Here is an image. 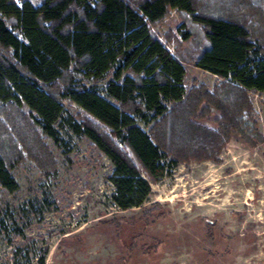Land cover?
<instances>
[{
    "label": "trees",
    "instance_id": "16d2710c",
    "mask_svg": "<svg viewBox=\"0 0 264 264\" xmlns=\"http://www.w3.org/2000/svg\"><path fill=\"white\" fill-rule=\"evenodd\" d=\"M172 9L183 15L184 40L191 36L188 21L204 27L205 43L193 56L171 53L152 29ZM189 58L222 79L212 93L187 90ZM250 90L264 91V0H0V111L17 112L0 130V186L18 187L11 173L21 157L16 145L37 158L45 153L34 126L57 140L68 99L90 118L69 122L70 129L113 166V202L139 206L150 183L188 149L210 159L231 134L253 145L262 140ZM197 107L217 110L216 129L190 120ZM32 125L34 143L26 147Z\"/></svg>",
    "mask_w": 264,
    "mask_h": 264
},
{
    "label": "rangeland",
    "instance_id": "374dc122",
    "mask_svg": "<svg viewBox=\"0 0 264 264\" xmlns=\"http://www.w3.org/2000/svg\"><path fill=\"white\" fill-rule=\"evenodd\" d=\"M182 21L172 9L152 29L171 53L193 56L205 43L204 27L188 21L191 36L184 40ZM183 65L187 90L212 93L222 81L191 58ZM247 95L262 140L253 145L231 134L210 159H197L202 150L188 149L173 169L150 183L147 198L128 209L112 200L110 160L69 127L89 116L64 99L57 140L34 126L45 153L37 158L35 151L16 145L21 157L11 173L18 187L0 186V264H264V91ZM19 110L28 112L26 106ZM15 113L0 111L1 132ZM218 115L214 108L206 114L197 107L190 120L216 129ZM30 130L26 147L34 143L33 125Z\"/></svg>",
    "mask_w": 264,
    "mask_h": 264
}]
</instances>
